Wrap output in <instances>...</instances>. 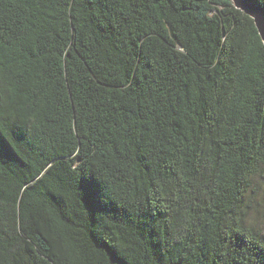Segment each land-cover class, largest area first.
<instances>
[{"label":"trees","instance_id":"1","mask_svg":"<svg viewBox=\"0 0 264 264\" xmlns=\"http://www.w3.org/2000/svg\"><path fill=\"white\" fill-rule=\"evenodd\" d=\"M263 203L230 0H0V264H264Z\"/></svg>","mask_w":264,"mask_h":264},{"label":"water","instance_id":"2","mask_svg":"<svg viewBox=\"0 0 264 264\" xmlns=\"http://www.w3.org/2000/svg\"><path fill=\"white\" fill-rule=\"evenodd\" d=\"M230 2L232 3V5L241 10L242 12H244L245 14H247L248 16H250L253 19L254 25L257 29V32L261 38L262 43L264 44V19L261 20V22H258L257 16H260L262 18H264V8L256 5L255 8L253 10H255L257 12V16L252 15V11L251 10H246L245 7H241L240 4H237L235 2V0H230Z\"/></svg>","mask_w":264,"mask_h":264},{"label":"snow or ice","instance_id":"3","mask_svg":"<svg viewBox=\"0 0 264 264\" xmlns=\"http://www.w3.org/2000/svg\"><path fill=\"white\" fill-rule=\"evenodd\" d=\"M237 4H240L241 7H245L246 10H251L252 15L257 16V12L253 10L257 4H260L264 7V0H235ZM258 22H261L262 17L257 16Z\"/></svg>","mask_w":264,"mask_h":264},{"label":"rangeland","instance_id":"4","mask_svg":"<svg viewBox=\"0 0 264 264\" xmlns=\"http://www.w3.org/2000/svg\"><path fill=\"white\" fill-rule=\"evenodd\" d=\"M257 199L261 200L260 194L257 196ZM263 205H264V203H263ZM255 214L257 216L256 222L259 224V227L264 232V215L261 212H259V214L256 212Z\"/></svg>","mask_w":264,"mask_h":264}]
</instances>
